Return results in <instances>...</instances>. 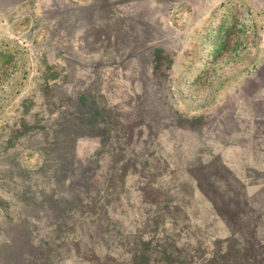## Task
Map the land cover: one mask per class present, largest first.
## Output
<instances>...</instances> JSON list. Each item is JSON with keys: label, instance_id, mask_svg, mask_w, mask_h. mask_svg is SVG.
I'll use <instances>...</instances> for the list:
<instances>
[{"label": "rangeland", "instance_id": "374dc122", "mask_svg": "<svg viewBox=\"0 0 264 264\" xmlns=\"http://www.w3.org/2000/svg\"><path fill=\"white\" fill-rule=\"evenodd\" d=\"M0 264H264V0H0Z\"/></svg>", "mask_w": 264, "mask_h": 264}]
</instances>
